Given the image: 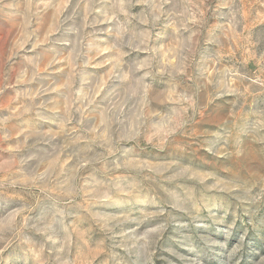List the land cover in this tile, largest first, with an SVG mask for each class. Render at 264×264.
Here are the masks:
<instances>
[{"label": "rangeland", "instance_id": "1", "mask_svg": "<svg viewBox=\"0 0 264 264\" xmlns=\"http://www.w3.org/2000/svg\"><path fill=\"white\" fill-rule=\"evenodd\" d=\"M0 264H264V0H0Z\"/></svg>", "mask_w": 264, "mask_h": 264}]
</instances>
